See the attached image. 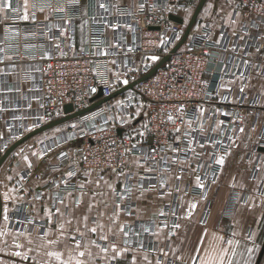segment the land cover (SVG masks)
<instances>
[{"label": "crops", "instance_id": "obj_1", "mask_svg": "<svg viewBox=\"0 0 264 264\" xmlns=\"http://www.w3.org/2000/svg\"><path fill=\"white\" fill-rule=\"evenodd\" d=\"M33 1L0 0V38L6 40L5 61L0 65V158L15 141L44 123L35 89L37 75L22 79L20 71L30 64L23 57L15 60L7 45L11 32L6 24L8 6L22 8L27 22ZM232 1L226 12L210 21L236 42L244 16L237 11L233 18L239 0ZM112 2L125 5L135 0ZM81 4L86 15L93 0H81ZM44 12L50 15L49 10ZM106 35L112 41L109 28ZM82 36L79 20L75 27L79 48ZM261 36L264 41V31ZM253 56L264 60V49L254 51ZM221 57L217 51L211 52L210 84L219 86V97L242 90L246 100L256 99L259 117L254 122L246 116L236 129L237 146L217 154L215 182L201 179V168L210 159L212 146L208 144L189 147L185 158L172 160L168 156L169 169L161 170L156 181L146 187L140 178L151 166L137 156L128 158L123 172H107L98 179L94 172L81 168L75 142L57 145L60 130L55 126L43 131L47 134L36 142L33 137L41 133L16 146L0 164V264H203L213 236L222 238L214 242L216 254L227 250L224 264H255L264 239V149H255L264 126V72H252L242 85L240 76L222 78L227 61ZM138 111L140 107H135L133 115ZM207 111L205 107L200 110L201 120ZM206 123L212 126L209 120ZM223 130L222 122L213 125L214 133ZM5 143L7 148L1 151ZM63 151L68 154L61 162L63 171L49 173L48 165ZM221 158L223 163H217ZM66 171L78 173L79 189L60 194L53 183ZM128 179L134 180L128 202L131 209L125 205L126 199L115 194L124 189ZM191 188L206 191L193 193ZM259 264H264V253Z\"/></svg>", "mask_w": 264, "mask_h": 264}, {"label": "built area", "instance_id": "obj_2", "mask_svg": "<svg viewBox=\"0 0 264 264\" xmlns=\"http://www.w3.org/2000/svg\"><path fill=\"white\" fill-rule=\"evenodd\" d=\"M198 2L135 0L114 5L112 0H102V4L93 0L89 13L83 15L81 0H49L47 4L35 0L27 22L21 15L22 8L13 10L8 6V53L16 56L15 60L26 58L30 64L20 71L22 79L28 81L31 74L37 75L35 89L40 95L44 123L63 117L66 104L72 106L73 112L83 110L133 83L115 97L119 98L117 104L114 97L106 100L76 117L77 126L59 132L57 145L78 141L76 149L83 170L103 179L107 172H123L128 158L137 156L144 165L151 166L140 178L146 187L156 181L161 170L169 169L168 156L172 160L185 158L189 147L208 144L212 146L211 154L208 163L202 165L201 179L205 183L217 180V154L235 144L236 129L246 116L255 122L259 110L257 100H246L242 90L219 97V86L214 88L207 78L211 52L217 51L221 61H227L222 78L240 76L244 85L252 72L262 74L264 60L253 53L264 49V0H239L233 18L238 11L244 20L236 42L230 41L224 28L195 20L184 43L172 51L186 26L189 8ZM45 10H49V16ZM170 15L182 23L170 20ZM79 20L83 27L80 48L75 38ZM108 28L112 41L106 35ZM5 41L2 36L0 65L5 61ZM164 56L168 59L150 77L141 80ZM98 90L101 94L96 97ZM135 107H140L145 117L144 134L139 137L136 120H130ZM203 107L208 111L201 120ZM208 120L212 126L207 125ZM217 121L224 124L221 134L213 131ZM6 148L5 143L1 151ZM255 149H264V126ZM67 157L63 151L47 171L62 172L61 162ZM78 181L77 172L66 171L53 186L63 194L79 189ZM133 187L134 180L128 179L124 189L115 192L119 199H126L129 209ZM190 190L201 194L206 191Z\"/></svg>", "mask_w": 264, "mask_h": 264}, {"label": "water", "instance_id": "obj_3", "mask_svg": "<svg viewBox=\"0 0 264 264\" xmlns=\"http://www.w3.org/2000/svg\"><path fill=\"white\" fill-rule=\"evenodd\" d=\"M205 0H199V2L197 3L189 21L187 22L185 28H184V31L182 33V36L180 38V40L178 41V43L175 45V47L173 48L172 51H175L177 50L179 47H181V45L184 43L188 33L190 32L191 30V27L192 25L194 24L196 18H197V15L199 14V11L201 9V7L203 6ZM169 19L172 20V21H175V22H178V23H182V20L180 18H177L173 15H170L169 16ZM168 59V56H164L159 62H157L154 67L147 73L145 74L141 80H144L148 77H150L166 60ZM133 83L123 87V88H120L118 89L117 91H115L114 93H112L110 96L106 97V98H103V99H100L98 100L94 105L90 106V107H87L83 110H79V111H75L73 112V108L70 104H66L65 106H63V113L65 114L63 117H60V118H57L55 120H52L50 122H47L45 124H43L42 126H40L39 128H36L35 130H32L30 132H28L27 134H25L24 136H22L21 138H19L17 141H15L11 146H9V148H7L5 150V152L3 153V155L1 156L0 158V164L4 161V159L8 156V154L16 147L18 146L19 144H21L22 142L28 140L29 138L43 132V131H46L48 129H51L55 126H58L59 124H62L64 122H67L71 119H74L78 116H80L81 114L89 111L90 109L98 106L99 104H101L102 102L106 101V100H109L113 97H116L117 95L121 94L123 91H125L126 89L132 87ZM101 94L100 90H98V93L96 95V97H99ZM0 215H1V205H0ZM264 253V239H263V242H262V245H261V248H260V251H259V254H258V257H257V260L255 262V264H259L260 262V259L262 257Z\"/></svg>", "mask_w": 264, "mask_h": 264}, {"label": "rangeland", "instance_id": "obj_4", "mask_svg": "<svg viewBox=\"0 0 264 264\" xmlns=\"http://www.w3.org/2000/svg\"><path fill=\"white\" fill-rule=\"evenodd\" d=\"M232 0H205L199 14L197 15V18H196V21L197 23H209L212 25V22L210 21L211 19H215V18H218V16H221V14H223V12L227 10V8L229 7V3L231 2ZM233 2V1H232ZM197 3L193 6H191L187 12V18L185 19V24H187V22L189 21L195 7H196ZM212 7H214L215 9L211 10ZM185 28V27H184ZM184 31V29H183ZM115 101H118L119 98L117 97L114 99ZM114 102V101H113ZM117 104V103H116ZM134 117V120H136V132H137V135H142L144 134V130H145V117L144 115L142 114L141 112V109L140 111H138V114H135L133 115ZM48 122V121H47ZM45 121V123H47ZM44 123V124H45ZM78 125V119L77 118H74V119H71L67 122H64L62 124H59L57 128V130H69L71 127H75ZM47 134V132L43 133L41 132V134L37 135V137H33V139L35 140V142L37 140H39V138H43L45 135ZM139 135L137 137H139ZM238 135V134H237ZM239 136V135H238ZM236 143V142H235ZM75 144L77 145L78 144V141H75ZM236 145H234V147H236ZM207 210H205V214H206Z\"/></svg>", "mask_w": 264, "mask_h": 264}, {"label": "snow or ice", "instance_id": "obj_5", "mask_svg": "<svg viewBox=\"0 0 264 264\" xmlns=\"http://www.w3.org/2000/svg\"><path fill=\"white\" fill-rule=\"evenodd\" d=\"M27 18V17H25ZM171 119V117H170ZM217 163L222 164L223 163V159L221 158L220 160L217 161ZM69 175H71V173H69ZM197 182L199 183V177H197ZM200 187H203V185L201 184ZM192 207L194 208L195 205H192ZM93 231H95V229H93ZM220 237L217 236H213V240L209 241V247H210V252L207 255L205 261L203 262V264H224V259H223V255L224 252L227 251L226 249H223L220 251L219 255L216 254V244L214 243L215 241H219ZM229 244L234 243V241L229 240L228 241ZM58 256V254H55ZM81 255H83V253H81ZM229 264H231V262H229Z\"/></svg>", "mask_w": 264, "mask_h": 264}]
</instances>
